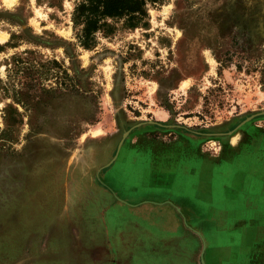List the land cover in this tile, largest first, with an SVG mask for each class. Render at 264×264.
<instances>
[{"label":"rangeland","instance_id":"obj_1","mask_svg":"<svg viewBox=\"0 0 264 264\" xmlns=\"http://www.w3.org/2000/svg\"><path fill=\"white\" fill-rule=\"evenodd\" d=\"M59 1L0 0V264H264V217L222 236L236 216L186 196L185 217L183 194L112 163L132 136L147 153L194 138L197 171L241 132L264 144V0L148 3L145 25L109 22L92 51L75 45L78 0ZM158 211L172 232H145Z\"/></svg>","mask_w":264,"mask_h":264},{"label":"crops","instance_id":"obj_2","mask_svg":"<svg viewBox=\"0 0 264 264\" xmlns=\"http://www.w3.org/2000/svg\"><path fill=\"white\" fill-rule=\"evenodd\" d=\"M190 139L188 137V143H184L182 146L179 144L153 145L150 146L151 153H147L141 152V146L137 145L132 136L130 140L127 138L120 150L114 154L113 158L115 156L116 158L115 160L112 159V163L119 161L120 164H127V174H125L127 182L135 184L138 188H161L183 194V204L172 203L171 207L174 212L178 210L185 217L196 213L194 209L192 212L186 206V196L189 201L202 202L204 204L203 211L206 206V212L219 208L225 215L236 216L235 224L225 227L222 236L234 232L233 234H236L237 238L241 235L242 239H247L249 234H257V231L261 232L262 229L255 226L253 222L251 224L248 217H264V163L250 159V157H254L255 155L252 154L254 152L258 153L259 149L264 147V144L257 141L255 136H248L249 142L247 143L245 134L243 135L241 132L240 138L236 136L237 147L231 149L221 148L217 161L215 159L210 161L209 164L205 161L207 156L200 157L197 171L195 139L193 138L191 141ZM145 149L148 150V147H145ZM107 155L111 157L110 152ZM142 155H145V157ZM245 155H249L248 158ZM157 161L158 166L156 165ZM206 167L208 170H212L208 178L201 177V170ZM216 169L219 170L218 177L214 176ZM206 186L210 187L207 190V192L209 191L208 194L205 192ZM158 212L157 217H161V220L155 223L146 222V227L140 225L139 227H144L145 232L149 230L156 231L157 228L161 233L172 232L174 227L170 225L168 219L170 214L163 211ZM249 223L251 226H249ZM154 225L157 227L156 229ZM225 237L228 238V236ZM140 243L143 246L139 248H145L144 243L142 241ZM136 247L138 245L134 246V248ZM141 253L143 252H130L127 264L133 263V254Z\"/></svg>","mask_w":264,"mask_h":264},{"label":"trees","instance_id":"obj_3","mask_svg":"<svg viewBox=\"0 0 264 264\" xmlns=\"http://www.w3.org/2000/svg\"><path fill=\"white\" fill-rule=\"evenodd\" d=\"M162 2L163 0H78L74 3L70 18L75 45L86 51L94 50L98 33H112L113 28L109 22L123 20L126 28L130 29L145 25L144 21L148 18L147 4ZM47 3L51 7L61 5L59 0L55 3L48 0Z\"/></svg>","mask_w":264,"mask_h":264},{"label":"clouds","instance_id":"obj_4","mask_svg":"<svg viewBox=\"0 0 264 264\" xmlns=\"http://www.w3.org/2000/svg\"><path fill=\"white\" fill-rule=\"evenodd\" d=\"M4 3H5L8 7H12V5L18 3V0H4Z\"/></svg>","mask_w":264,"mask_h":264},{"label":"water","instance_id":"obj_5","mask_svg":"<svg viewBox=\"0 0 264 264\" xmlns=\"http://www.w3.org/2000/svg\"><path fill=\"white\" fill-rule=\"evenodd\" d=\"M262 114H264V113H262ZM254 116H251L250 118H247L244 122H242V124L243 123H245V122H247V121H249L251 118H253ZM241 124V125H242ZM121 145H122V141L120 142V144H119V146H118V150L120 149V147H121ZM118 150H117V152H118ZM115 158H116V156L113 158V160H115Z\"/></svg>","mask_w":264,"mask_h":264},{"label":"bare ground","instance_id":"obj_6","mask_svg":"<svg viewBox=\"0 0 264 264\" xmlns=\"http://www.w3.org/2000/svg\"><path fill=\"white\" fill-rule=\"evenodd\" d=\"M3 39L0 38V41H2Z\"/></svg>","mask_w":264,"mask_h":264}]
</instances>
